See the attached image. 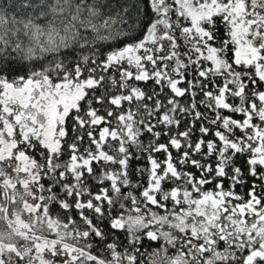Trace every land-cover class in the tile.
I'll return each mask as SVG.
<instances>
[{
	"label": "snow or ice",
	"instance_id": "snow-or-ice-1",
	"mask_svg": "<svg viewBox=\"0 0 264 264\" xmlns=\"http://www.w3.org/2000/svg\"><path fill=\"white\" fill-rule=\"evenodd\" d=\"M0 264H264V0H0Z\"/></svg>",
	"mask_w": 264,
	"mask_h": 264
}]
</instances>
